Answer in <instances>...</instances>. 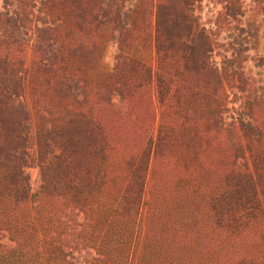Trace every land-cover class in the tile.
I'll return each instance as SVG.
<instances>
[{
  "label": "trees",
  "instance_id": "16d2710c",
  "mask_svg": "<svg viewBox=\"0 0 264 264\" xmlns=\"http://www.w3.org/2000/svg\"><path fill=\"white\" fill-rule=\"evenodd\" d=\"M203 1L0 0V264H264V0Z\"/></svg>",
  "mask_w": 264,
  "mask_h": 264
},
{
  "label": "rangeland",
  "instance_id": "374dc122",
  "mask_svg": "<svg viewBox=\"0 0 264 264\" xmlns=\"http://www.w3.org/2000/svg\"><path fill=\"white\" fill-rule=\"evenodd\" d=\"M243 1V0H242ZM244 3L246 1H243ZM202 12H201V20L204 25L208 26L212 20L211 13L214 10H217L218 7L214 6L212 1L204 0L202 2ZM102 43L104 44V52L103 59L101 61V68L104 70H108L112 66V60L114 55L115 47L112 43L107 40V36L105 34L101 35ZM26 174L29 176V183L31 188H34L39 180V172L37 168H28L25 170Z\"/></svg>",
  "mask_w": 264,
  "mask_h": 264
}]
</instances>
